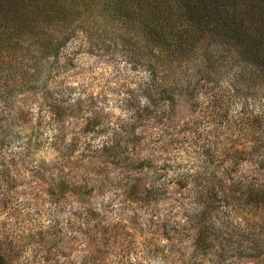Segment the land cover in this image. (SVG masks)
Masks as SVG:
<instances>
[{
    "label": "rangeland",
    "instance_id": "rangeland-1",
    "mask_svg": "<svg viewBox=\"0 0 264 264\" xmlns=\"http://www.w3.org/2000/svg\"><path fill=\"white\" fill-rule=\"evenodd\" d=\"M0 8L20 9L12 0H0ZM90 22L93 33L74 32L49 64L33 60L0 81V253L14 264H190L207 228V217L190 219L194 190L210 179L219 193L229 181L264 178L261 131L248 125L264 108V88L237 90L228 61L206 72L200 58L197 68L164 67L169 80L146 92L149 66L125 48V31ZM36 67L46 81L44 100L29 91ZM153 102L146 116L133 119ZM71 184L84 189L77 195ZM136 184L141 202L126 201ZM217 205L198 209L211 210L223 237L225 210ZM241 205L222 229L243 232L222 259L214 251L203 264H264V206ZM243 235L258 236L256 250L241 248Z\"/></svg>",
    "mask_w": 264,
    "mask_h": 264
},
{
    "label": "trees",
    "instance_id": "trees-1",
    "mask_svg": "<svg viewBox=\"0 0 264 264\" xmlns=\"http://www.w3.org/2000/svg\"><path fill=\"white\" fill-rule=\"evenodd\" d=\"M12 1L20 8L18 13L7 12L0 8V73L6 71L0 75V81L4 78L3 83L5 81L8 83V80L13 78L14 67L26 68L27 63L33 60L38 65L42 60H48L49 64L50 58L58 57L74 32L83 30L89 35L93 33L91 26H95L90 21L100 20L103 25H108L110 22L113 31L115 29V32H119L117 35L124 34L125 31L127 34L126 42L123 41L125 48L130 47H127L128 52H131L130 55L134 54L135 58L140 57V61L143 60L148 64L150 73L149 81L146 82V92L152 88L150 86L161 87L166 84L164 80H169L167 74L161 73L164 67L166 71L176 64H187L193 69V66L197 68L201 64L200 58L205 61V66H208L203 69L206 72L218 69L219 61H228V69L233 72L234 77L231 80V87L237 90L246 85L264 88V0ZM16 14H19L20 19H14ZM24 19H28V22H21ZM14 20L17 21L16 25L12 23ZM26 28L27 35L21 36L22 30ZM66 30L70 33L65 32ZM101 35L105 37L103 32ZM35 48L40 54L39 58H36L38 56L35 55ZM35 69L37 73L29 79V82L32 81L29 91L34 98L44 100L48 91L46 81L43 80L44 75L40 72V68ZM45 70L49 71V67ZM203 70L199 72L202 75L206 73ZM182 76L176 77L174 82H179ZM24 77L29 78L26 73ZM214 82L213 84L217 83ZM22 84H28V81ZM189 91L185 90V93L191 94ZM41 92L44 97H41ZM145 94L147 98H151L149 94ZM154 104L153 102L145 106L144 114H137L133 119L146 116L149 107ZM262 110L260 116L248 120L249 126L255 128V131L256 128L261 131L257 134V137H262L256 143L258 151L264 149V111ZM195 123L198 125V122ZM1 126L0 124V129ZM211 156L212 153L209 157ZM258 159L259 169L264 173V153L258 154ZM211 174L213 179L217 177L215 172ZM209 175L210 173L206 175V179ZM210 180L209 184L194 190L197 206L193 213L194 218L191 215L190 219L194 220L198 218L197 216L207 217L203 220L207 221V228L195 240L190 264H203L202 257L210 256L214 251L220 254L219 259L229 253L233 235L238 237L241 230L239 226H233V229L225 232L224 229L226 230L229 225L226 217L233 216L238 206L243 204L251 211L261 205L264 206V178L258 182L257 178H252L251 181L245 179L246 185L240 186L238 185L240 183L229 181L221 186L219 193L216 192L215 187L212 188ZM71 185L73 187L69 185L68 189L74 188L72 192L77 195L78 191L84 189L83 186ZM131 187L132 192L129 197H125L126 201L141 202L140 196L143 194L139 195L137 192L138 185ZM229 189L231 192L227 191ZM220 193L223 195L219 196ZM207 202L219 203L217 206L225 210L223 211L225 220L223 219L220 228L223 237L219 233L217 219L215 218V221L212 219L211 210L198 209L200 204ZM206 208L211 207L206 204ZM216 210L215 207L214 211ZM212 231L217 234V238L209 235ZM255 237L256 235L241 236V248L248 252L256 250L259 240L258 236ZM246 242L248 246L245 245ZM0 264L14 263L0 253Z\"/></svg>",
    "mask_w": 264,
    "mask_h": 264
}]
</instances>
